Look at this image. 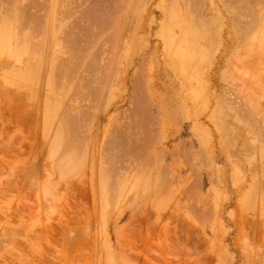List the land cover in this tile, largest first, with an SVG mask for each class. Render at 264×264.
<instances>
[{
    "label": "rangeland",
    "instance_id": "1",
    "mask_svg": "<svg viewBox=\"0 0 264 264\" xmlns=\"http://www.w3.org/2000/svg\"><path fill=\"white\" fill-rule=\"evenodd\" d=\"M0 264H264V0H0Z\"/></svg>",
    "mask_w": 264,
    "mask_h": 264
}]
</instances>
